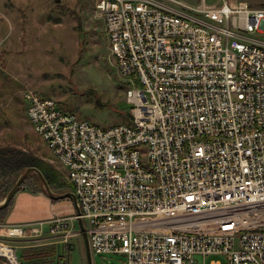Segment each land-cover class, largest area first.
<instances>
[{
    "label": "built area",
    "instance_id": "built-area-1",
    "mask_svg": "<svg viewBox=\"0 0 264 264\" xmlns=\"http://www.w3.org/2000/svg\"><path fill=\"white\" fill-rule=\"evenodd\" d=\"M94 9L130 121L102 128L23 89L79 213L0 223V258L21 264L15 242L44 233L66 244L79 233L71 220H82L90 252L124 264H264V8L94 0Z\"/></svg>",
    "mask_w": 264,
    "mask_h": 264
},
{
    "label": "rangeland",
    "instance_id": "rangeland-1",
    "mask_svg": "<svg viewBox=\"0 0 264 264\" xmlns=\"http://www.w3.org/2000/svg\"><path fill=\"white\" fill-rule=\"evenodd\" d=\"M243 1L264 8V0ZM26 87L53 97L60 109L99 127L121 123L117 108L126 113L130 105L94 0H0V144L32 148L47 161V148L26 117L21 97ZM96 100L103 105L96 107ZM10 182L0 180V196ZM29 182L22 185L28 187ZM30 239V245L55 243L57 253L51 264H57L65 253L69 264H87L81 234L66 244L54 242L46 233ZM15 244L18 251L26 247L24 240ZM91 264H124V257L91 253Z\"/></svg>",
    "mask_w": 264,
    "mask_h": 264
},
{
    "label": "crops",
    "instance_id": "crops-1",
    "mask_svg": "<svg viewBox=\"0 0 264 264\" xmlns=\"http://www.w3.org/2000/svg\"><path fill=\"white\" fill-rule=\"evenodd\" d=\"M46 152L49 155V157H47L46 160L53 167H55L60 173V178L58 179L59 184L65 183L66 185H69L70 190L55 193L54 192L55 190H52L50 187L49 188L55 194L72 192L71 185L69 184L67 180L66 169L52 155V153L49 151L48 148L46 149ZM29 180H31V182H29L30 185H28V187H25L21 184L20 187L16 190V192L12 195L11 199L8 202L9 205L7 204L8 209H7L6 215L3 218V220L0 221L1 224L17 225L20 223H31V222H37V221L46 222V221L54 219L56 216L70 219V217L74 213H76V205L70 197L51 199L47 195L44 189L43 183L41 182V180L39 179L36 173L30 172L24 179V181L26 182H28ZM27 188L31 190L32 192L24 191V190H27ZM6 194H4L3 197H1L0 201L3 200ZM53 200H56V201H53ZM71 221H72L73 228L79 231L80 229L79 221L78 220H71ZM47 226L48 224H45L44 226L45 229H47ZM79 234H81L80 231L77 235ZM0 262L7 264L1 258H0Z\"/></svg>",
    "mask_w": 264,
    "mask_h": 264
},
{
    "label": "trees",
    "instance_id": "trees-1",
    "mask_svg": "<svg viewBox=\"0 0 264 264\" xmlns=\"http://www.w3.org/2000/svg\"><path fill=\"white\" fill-rule=\"evenodd\" d=\"M101 105L103 104L97 100L95 101L96 107H101ZM117 110L121 118V123L130 121L128 111L123 113L118 108ZM32 151V148L27 150L8 143L0 144V180H11V188L20 173L28 167H35L42 173L46 183L52 190H59V192L70 190L69 185H66L65 183L59 184V171ZM1 197L3 196H0V199ZM8 205L0 209V221L5 217ZM54 244L55 243L22 247L19 250L21 264H51L54 261L55 254L57 253V246Z\"/></svg>",
    "mask_w": 264,
    "mask_h": 264
},
{
    "label": "water",
    "instance_id": "water-1",
    "mask_svg": "<svg viewBox=\"0 0 264 264\" xmlns=\"http://www.w3.org/2000/svg\"><path fill=\"white\" fill-rule=\"evenodd\" d=\"M55 2H58L59 0H54ZM34 172L37 174L41 182L43 183L44 189L47 193V195L51 199H59V198H64V197H70L74 203H75V195L72 192H66L62 194H55L51 189L49 188L48 184L46 183L42 173L35 167H28L26 168L22 173H20L14 182L13 186L10 188V190L7 192L5 197L3 198L2 201H0V209L5 207L9 200L11 199L12 195L16 192V190L20 187L21 183L24 181L25 177L30 173ZM76 213H79L78 208L76 207ZM79 231L81 232V235L84 240V248H85V254H86V259H87V264H91V252L89 249V244H88V236L86 232V228L84 226V223L82 220H79Z\"/></svg>",
    "mask_w": 264,
    "mask_h": 264
}]
</instances>
